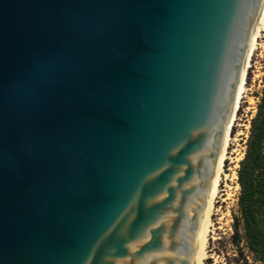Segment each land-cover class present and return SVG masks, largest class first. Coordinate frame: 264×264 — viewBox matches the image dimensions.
<instances>
[{
    "label": "water",
    "instance_id": "obj_1",
    "mask_svg": "<svg viewBox=\"0 0 264 264\" xmlns=\"http://www.w3.org/2000/svg\"><path fill=\"white\" fill-rule=\"evenodd\" d=\"M264 0H0V264H200Z\"/></svg>",
    "mask_w": 264,
    "mask_h": 264
},
{
    "label": "rangeland",
    "instance_id": "obj_2",
    "mask_svg": "<svg viewBox=\"0 0 264 264\" xmlns=\"http://www.w3.org/2000/svg\"><path fill=\"white\" fill-rule=\"evenodd\" d=\"M263 76L264 30L260 33L251 57L250 66L244 78V93L237 110L236 120L230 130L231 140L224 163V175L219 184L211 217V233L208 235L207 256L204 264H264V258L258 257L249 250L241 221L238 233L233 228L235 219L239 218L237 204L239 188L236 174L245 154L250 122L257 111L263 88Z\"/></svg>",
    "mask_w": 264,
    "mask_h": 264
},
{
    "label": "trees",
    "instance_id": "obj_3",
    "mask_svg": "<svg viewBox=\"0 0 264 264\" xmlns=\"http://www.w3.org/2000/svg\"><path fill=\"white\" fill-rule=\"evenodd\" d=\"M262 81L257 111L250 122L245 154L237 171L239 218L233 225L238 233L241 221L249 250L260 258H264V76Z\"/></svg>",
    "mask_w": 264,
    "mask_h": 264
},
{
    "label": "bare ground",
    "instance_id": "obj_4",
    "mask_svg": "<svg viewBox=\"0 0 264 264\" xmlns=\"http://www.w3.org/2000/svg\"><path fill=\"white\" fill-rule=\"evenodd\" d=\"M263 30H264V3H263V6H262V9H261V12H260L257 24H256V28H255V31H254V34H253V37H252V40H251L245 61H244V65H243V69H242V73H241V77H240V81H239V85H238V89H237V93H236V98H235V102H234V106H233L228 130H227V134H226V138H225V143H224L220 163H219V168H218V173H217V178H216V184H215V189H214L212 205H211V210H210V215H209L207 231H206V236H205V241H204L203 252H202L200 264H204V260L207 256L206 246H207V242H208V235H209V233H211V230H210V228L212 226L211 217H212L213 212H214L215 199H216L218 191H219V184H220L222 176L224 175V163L227 159L228 148H229L230 140H231L230 130L232 128V125L234 124V121L236 120L237 110L239 108V104L241 102V99H242V96L244 93V83H245L244 78H245L247 70L250 66L251 57H252L253 52L255 50V47L257 45L258 38L260 36V33ZM237 187L239 188L238 185H237Z\"/></svg>",
    "mask_w": 264,
    "mask_h": 264
}]
</instances>
